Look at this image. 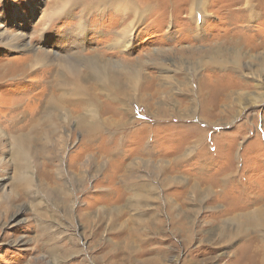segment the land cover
I'll list each match as a JSON object with an SVG mask.
<instances>
[{
    "label": "rangeland",
    "instance_id": "rangeland-1",
    "mask_svg": "<svg viewBox=\"0 0 264 264\" xmlns=\"http://www.w3.org/2000/svg\"><path fill=\"white\" fill-rule=\"evenodd\" d=\"M191 1L132 0L146 13L133 32V45L128 51L121 52L111 49L109 44L113 31L121 27L120 17L116 16L110 2L0 0L1 31L23 32L26 43L38 49L42 46L43 50L61 56L74 52L83 56L104 53L105 58L128 63L146 55L155 56L156 51L172 49L171 54L178 59L184 61V58H189L198 62L200 55L194 52L195 49L203 51L209 47L238 51L243 56L236 65L231 59L232 64L227 68L203 58L205 63L196 68L191 81L194 88L198 83H208L209 87L207 94L196 99L195 116H179L190 114L187 104L191 102L190 96H196L191 92L169 91L168 95L173 96L171 99L180 102L182 111L168 104L155 118L140 104L133 103L129 108L118 101H108L99 94L101 114L107 117L114 113L126 121L129 118L132 121L129 127L121 131H101L95 137L92 134L93 139L89 140L92 136L88 137L79 129L74 124L75 117H72L65 130L60 129L61 132L53 135L52 148L44 150L33 146L29 150L27 175L34 187L28 190H14L15 181L21 177V166L16 161L11 141L20 132H29L30 112L40 103L34 99L43 92L44 82L50 80L54 65L34 69L29 79L1 81L0 264H108L103 257L107 253L117 251L113 258L117 261L125 257L120 248L125 246V242L132 248L128 251L132 260L121 264H150L155 260L160 264H190V261L199 264H264L263 233L249 231L246 237L233 238L229 244H219L216 240L215 244L207 243L211 229L244 220L240 214L250 212L254 207L261 205L264 208V102L247 105L252 98L257 99L264 94V82L257 86L255 80L259 70L257 62L250 57L264 52V0H201L199 9L204 19L200 29L196 28L193 13L189 15L196 3ZM59 6L65 8L57 9ZM247 7L258 11L259 15L249 20ZM53 12L62 15L48 20ZM82 14L90 18L80 41L83 45L81 53V50L70 49L71 45H67L65 40L75 26V17ZM129 19L132 20V16L129 15L128 22ZM42 39H47L44 45ZM258 44L262 46L257 47ZM29 55L28 51L9 52L0 45V66ZM169 58L166 57L164 62ZM143 63L141 73L144 75L136 77V89L140 88L143 76L146 82L152 77L149 81L152 87L157 83L155 76L160 75L154 60H143ZM79 69L84 71L82 66ZM170 69L174 68L171 66ZM182 74H174V77L182 80ZM146 82L142 85V93L145 94L152 89L145 88ZM151 94L147 95L150 97ZM224 94H230V103L234 104L226 112L219 101L225 97ZM155 98L160 99L159 96ZM145 100L150 102L147 97ZM237 100H240L239 104ZM205 103L206 107L213 106V111H208V120L202 116ZM66 106L74 115L79 114V106ZM13 108L18 114H12L11 118H15L12 122L7 117L8 110ZM157 108L153 105L152 111H158ZM196 134L203 137L202 142L187 154ZM62 148H66L64 155ZM145 148L149 150V156L144 154ZM145 160L153 161L146 164L150 166L163 161L161 166L165 175L161 173L158 176L157 169L150 173ZM130 163H133L132 169H127ZM131 170L139 177L133 180L134 183L158 185L152 192L148 207L142 211L126 205V199L130 197L126 176ZM228 173L233 174L232 177L222 182ZM173 177H177L176 180L167 186L159 181L160 178ZM230 181L232 183L229 184ZM44 192H56L58 199L68 194L70 200H66V206L73 207L71 215H64L61 204L57 207L44 201ZM256 199L259 201L254 203L255 206L243 207V203ZM17 208L22 211L21 220L12 227L5 215ZM35 209L42 210L44 216L39 218ZM107 209L120 213L102 217L99 212ZM148 212L158 223L151 231L134 222L136 218L145 222L144 215ZM235 214H239L237 219H233ZM189 216L194 217L193 224L188 232L181 231L175 224ZM138 228L140 231L135 232ZM19 238L26 243L14 244ZM62 249L69 254H59L55 261L52 252Z\"/></svg>",
    "mask_w": 264,
    "mask_h": 264
},
{
    "label": "bare ground",
    "instance_id": "bare-ground-1",
    "mask_svg": "<svg viewBox=\"0 0 264 264\" xmlns=\"http://www.w3.org/2000/svg\"><path fill=\"white\" fill-rule=\"evenodd\" d=\"M200 1L201 0L191 1V3L193 2H196V3L193 8L194 9L193 12L192 11L189 12V15L193 13L194 22L196 23V28L198 29H200V27L202 26L203 24L202 21L204 19L203 13L199 9V7L202 5V2ZM244 1L251 2V0H244ZM105 2L106 3L110 2V4L114 6L116 16L120 17L119 24H121L120 25L121 27L113 31V35H111V39L109 43L110 47L111 49H114V50L116 49L121 52L128 51L133 45V40H132L133 32L136 29V27L140 24V22L142 21L143 15L146 13L145 12L146 10L144 11L143 9H140V7L134 4L132 0H105ZM107 6L109 5L107 4ZM60 8H65V6L63 7L59 6V8L57 9H60ZM246 11L248 12L246 13L249 15L248 16L249 20H252L256 16L259 15L258 11L255 12V10L253 8L250 9V7L249 8L247 7ZM55 12H53L54 14L49 13L50 15L47 17L48 20H50V18H52L55 15H57L56 17H60L62 15V13L55 14ZM129 15L132 16V20L129 19L130 21L128 22L127 20L129 18ZM88 16L89 15L87 14L86 15L82 14V15H77V17H75V19L77 20L75 22V26L71 30V33L69 35L70 37H68L67 40H65L67 41V45L68 44L71 45L70 49L73 48L77 51L81 50L80 51L81 53H82L81 47L83 45L80 41L84 37L85 31L87 30V20L90 18ZM199 19H200V22L197 21ZM24 38H26V34H24L23 32L7 33V31H1V27H0V45L5 46V48L9 52L20 50L21 52L28 51L30 53V55L27 56V58H24L22 60L21 59L16 60L15 62L10 61L6 65L0 66V82L4 81V83H6L5 80L9 82L12 80L18 81V80H25L26 78L29 79V74L32 73V71L38 67L39 68L49 67L51 65H54V67L50 75L51 77L50 80L48 82L47 81L44 82L46 86L42 87L43 92L42 93L39 92L40 93L39 98L34 99V100H40L39 101L40 103L38 105L37 103H35L37 107H35V109L32 112H30V118L28 121L29 130L27 129L29 132H23V133L20 132L21 133L20 134L18 130L19 135L17 137L16 135L13 136V139L10 138L12 139L11 142L14 145L13 150H14V154L17 159L16 161L18 165L21 166V169H20L21 177L15 181L14 190L15 188L16 189L19 188L22 190H28L34 187L32 179L27 175L28 163L26 162L28 158L31 156L30 155L31 152L29 150L33 148V146H40L44 150L50 147L52 148L54 146V143L52 140L53 135L56 132H61L59 131L60 129L65 130L68 127L69 125L68 123L70 122L72 117H75L74 124L79 129L85 132L88 137L92 136L90 137L89 140L93 139L92 134H94V137H95V135L101 131L104 132V131H108L109 129L110 130L115 129V131L120 129L119 131H121L129 127L130 121H131L129 120V118L127 119L128 121H126V119L123 120L122 117L120 116L113 115L114 113L112 114V116H107V117H104L103 114H101L102 113L100 110L101 103H99V100H98L99 94L102 95L108 101L115 100V101H118L121 105L129 107V108L131 104L133 103H136V105L140 104V106H143L144 107L143 109L146 110V112L150 116L152 115L155 118L160 115L159 113L161 112V110H163L161 108L168 104H172L177 109L182 111V106L180 102H177L176 100L171 99L173 96L168 95L170 94L169 91L175 90L181 93L191 92L193 94H196L197 98L196 96L195 98H192L190 96L189 101L191 102L187 104L188 110L191 109L190 114L189 115H179L178 114V115L180 116V118L191 117V115L195 116L196 99L201 98L202 96L207 94V90H208L207 88L209 87L208 83L207 84L198 83L197 85H195L196 87L194 88L192 85L193 82L191 81L193 73L196 74V70H197L196 68H201L202 67L201 65L205 63V61H203V58L205 57L209 58V60H211V62H213L215 65H218L222 68L225 66L224 68H227V66L232 64V61L235 65L239 64L240 62L239 58L243 57L241 54H239L238 51L230 52L229 49L221 50L222 47L220 49L217 48L218 50L209 47V49L208 48L206 50L203 49V51H199V49L201 48L195 49L196 51L194 52H197L200 55L198 62L192 61V59L190 61L189 58L188 59L184 58L185 60L182 61L183 59H178L177 57H175L176 55H172L171 53L173 52V50L169 49L166 51L164 50L156 51L155 56H152V57L151 56L149 57L148 55H146V57H143L141 59L138 58L137 60H131L128 63H123V60L121 62V61L105 58L103 56L104 53L103 54L95 53L90 56H83V55H80L79 53L74 54L75 53L74 52V53H71L69 56H61L52 51L49 52L46 49L43 50L44 47L42 46H40L39 47L40 49H38L37 46H33L31 43L30 44L26 43V40ZM41 42L44 45V43L47 42V39H42ZM258 46H262V45L258 44L257 47ZM190 52H193V51L190 50ZM165 53H170V55L164 56ZM161 55L164 56V59L162 58ZM191 55L194 56V54H191ZM166 57H171V58H169L167 62H164L166 61ZM250 57L254 61L257 62L256 65H258L259 70H258V74L255 80H257V86H261L262 85L261 83L264 82V52L260 55H253V56L250 55ZM148 59L154 60L157 63L156 65L159 67L160 75L155 76L156 77L155 82L157 83L151 87V82L149 81H151L152 77L150 78L149 81L146 82L144 81L146 80V78H144L143 76L142 78H140L142 80L141 82L142 84L140 88L136 89L134 81L136 77L139 76V74H142L141 70L144 68L143 60L147 62ZM231 59L232 61H230ZM200 60L202 61V63ZM80 66L84 68V71H81L79 69ZM171 66L174 68L173 70L170 69ZM186 67H188L187 72H186ZM46 71H50V70L47 69ZM170 72H173L174 74L183 73L182 80L174 77V74H170ZM164 73H169L170 75L169 74L167 75ZM12 82H15V81H12ZM144 82L147 83V86L145 88H152L150 89L151 91L149 90L150 92H148V93H152L150 97L147 95L148 93L147 94L142 93V85L144 84ZM256 89L258 90V88ZM154 95L159 96L160 99H156L158 97L155 98ZM229 95L225 96L224 94L225 97L219 100L221 101L220 105H223L222 107L225 108V112L227 111V109L232 107V105H234L233 103H230V98L232 96L230 97ZM146 97L149 98L148 101L150 102H147L145 100ZM239 101L237 100L238 104L240 103ZM260 102H264V94H262L261 96H258L257 99L252 98L251 101L247 105L256 104ZM70 104H73L74 106H79L78 108L79 114L74 115L73 112H70L66 108L67 107L66 105H70ZM153 105L156 107L158 106L157 108L158 111L156 110L155 112L152 111ZM212 107L211 105L206 107V103H205V107L203 110V113L205 112V114L202 113L203 115L202 114L200 115H202L205 119L208 120V117H209L208 111L210 110L213 111ZM201 109L202 108H200V113L202 111ZM8 111H9V117H7V119L10 118L11 120L9 121H12V122L15 121V118L13 119L11 118V116H13L12 114H18L17 113L18 111L15 108H13L12 110H8ZM115 113L117 114V112ZM0 122H3V121H0ZM200 130L199 132H201ZM0 134H1V129H0ZM202 139H203L202 136H199L196 134L192 140L193 142L191 143V146L187 150V154H191L192 151L199 144H201ZM62 149H63L62 152L64 155L66 148H62ZM149 153H150L149 150L145 148L144 154L146 156H149L150 155ZM147 160H145V165L148 162H151V161L147 162ZM133 163H137V162L134 161ZM133 163H130L127 169H132L131 165H133ZM154 163H155L153 164L154 167L153 165L150 166V164L146 165L147 167L144 165V167H146L148 171H150V173L152 172V169L153 170L157 169L156 171L158 172V176L161 173L164 176L165 171L163 170L164 168H162L161 166L162 164L164 165L163 161H159V162L156 161ZM156 171H154L155 175H156ZM232 175L233 174L228 173L223 179H221V181L222 182L228 181L232 177ZM126 178L129 180L128 181L129 184L126 182L127 183L126 187H127V191L130 193V197L126 199V201L128 202V204L126 205L129 208L142 211L143 208L148 207V203L150 202V198L152 197V192L158 185L156 186L153 183H147V182H135L134 183L133 180H136L139 177L136 176L135 171L132 172V170L129 173V175L126 176ZM176 178L177 177L162 178V179L160 178L159 181H161V183H163L164 186H167V185H170V183H172L173 181H175ZM230 183L232 182L230 181L229 184ZM1 186L2 185L0 184V190L2 188ZM45 193L46 192H44V198H45V200L43 199L44 201H48L52 203L53 206L55 205L57 207H58V204H61L63 206L61 209L64 215H66L67 217L71 215L73 207L66 206L67 205L66 200L67 201L70 200V196H67L68 194H66L65 197L63 198L60 197L58 199L56 192L54 193L52 192V194H45ZM258 201L259 199L258 200L256 199L255 201H252V202L248 201L246 203H243V207L252 206L254 203L256 204ZM255 204L253 206H255ZM35 210L37 211V215L39 218H42V216H44V212H41L42 210H39V209H35ZM113 211L114 210L107 209L104 211H100L99 213L102 214V217L106 215H110L112 213H116V214L120 213V212L118 213L116 210L115 212ZM245 212L240 214L241 215L240 217L241 218L243 217L244 220L239 219L235 221L236 223L233 225L227 224L215 230L214 228L211 229L210 232L208 233L207 243L215 244V240H216L219 244L221 243L229 244L231 243L233 238H237L239 236L246 237V234L249 231L251 232L257 231L261 234L263 233L261 238H263V241H264V208L261 207L260 205V206L254 207V209L250 212H247V211ZM3 214H5V212H3ZM88 215L90 216V214ZM88 215L86 214V216ZM238 215L235 214L233 216V219H237L236 217H238ZM5 216L7 217L8 225L15 227L17 223H19L21 220L22 211L19 210V208H17L14 211L8 212V214ZM144 218H146L145 222H143L142 219H139V218H136L137 220L134 219L135 223H137L140 226H143L142 229H149L151 231V229L156 227V225L158 224L154 221L153 214L151 212L146 213L144 215ZM193 219L194 217L192 216H189L186 218L184 217V218L179 219L180 221L176 223L175 225H178L181 231L186 230V232H188L189 227L194 222ZM140 229L141 228H138L137 230H134V231L137 232V231H140ZM216 236L217 238L214 239V237ZM16 243H21L24 245V243L26 242L19 238L18 240L14 242V244ZM124 245L125 246L120 247L121 250L123 249V252L125 253L124 258H121L118 261L114 260L113 258L115 257V255L118 254L117 251H115V253H112V254L107 253L106 255L103 256L105 257V260L107 261L108 264H121L124 262L126 263L130 262V260H132L130 257V252H128V251H131L132 248L126 242ZM59 254L68 255L69 253L68 251L62 249L60 252L53 251L51 256H53L54 257L53 259L56 261L58 258L57 256ZM132 254L133 252L131 253V255ZM196 262L197 261H194V262L190 261L189 263L199 264ZM28 264H32V263H28ZM150 264H160V263L155 260L151 262Z\"/></svg>",
    "mask_w": 264,
    "mask_h": 264
}]
</instances>
